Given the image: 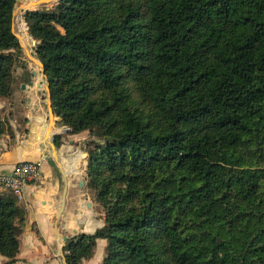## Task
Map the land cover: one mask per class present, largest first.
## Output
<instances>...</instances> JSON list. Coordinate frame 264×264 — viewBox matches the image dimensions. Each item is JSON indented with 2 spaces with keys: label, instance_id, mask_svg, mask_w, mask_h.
<instances>
[{
  "label": "trees",
  "instance_id": "trees-1",
  "mask_svg": "<svg viewBox=\"0 0 264 264\" xmlns=\"http://www.w3.org/2000/svg\"><path fill=\"white\" fill-rule=\"evenodd\" d=\"M17 2L0 0L3 98L23 65ZM30 15L55 116L100 140L87 178L104 225L67 240V264L98 239L102 264H264V0H57ZM26 219L0 191L3 264Z\"/></svg>",
  "mask_w": 264,
  "mask_h": 264
},
{
  "label": "crops",
  "instance_id": "crops-1",
  "mask_svg": "<svg viewBox=\"0 0 264 264\" xmlns=\"http://www.w3.org/2000/svg\"><path fill=\"white\" fill-rule=\"evenodd\" d=\"M46 80L43 72L21 73L15 77L12 95L0 97V115L7 128L0 135V173L10 172L22 161L40 163L39 178L25 188L19 201L27 210V219L20 254L13 264H67V240L89 233L97 215L87 188L85 137L79 139L67 131L55 114L49 118ZM57 134L63 136L59 146ZM87 192L91 201L86 200ZM104 240H97L95 255L82 264L103 263V256L99 260L96 256L99 244L106 247ZM5 261L0 254V264Z\"/></svg>",
  "mask_w": 264,
  "mask_h": 264
},
{
  "label": "rangeland",
  "instance_id": "rangeland-1",
  "mask_svg": "<svg viewBox=\"0 0 264 264\" xmlns=\"http://www.w3.org/2000/svg\"><path fill=\"white\" fill-rule=\"evenodd\" d=\"M55 1H57V0H18L16 9H15L13 30H14V33L17 37V40L20 42V46H21L22 51H20L19 49H16V51L18 53L20 52V58H21V61L23 62V65H21V66L19 65L17 67V69L14 73L15 77L19 76V74H21V73H31V71H36V72L42 74L43 69L39 63L40 60L38 59L37 54H36V50H35L36 40L32 37V34L29 31L31 24H33V22L32 21L30 22V18L27 19L26 15L31 14L30 16L33 17L32 11H35L38 9L47 10L53 6V3ZM23 87H24V85L21 87V89H23ZM17 89H19V88H17ZM76 136L79 139H83L85 137L84 144L86 146H88L87 144L89 142L92 143V140L100 141L98 136L94 132L91 133V131H89V130L84 131V133L83 132L76 133ZM87 188H88V184H87ZM3 191H8V190H3ZM89 193H90V191H89ZM89 195L90 194H88V192H87L86 193V197H87L86 200L91 201L92 196L90 197ZM17 200H18V198H17ZM103 225H104V213H103V211L101 213L97 211L95 223L92 224L89 233L90 232L93 233L97 228H99ZM104 241L106 242V240H104ZM104 247H102L101 244L98 245L97 256H96L97 259L96 260H99L101 255L103 256L102 259H104V257H105V251H104L105 248Z\"/></svg>",
  "mask_w": 264,
  "mask_h": 264
},
{
  "label": "built area",
  "instance_id": "built-area-1",
  "mask_svg": "<svg viewBox=\"0 0 264 264\" xmlns=\"http://www.w3.org/2000/svg\"><path fill=\"white\" fill-rule=\"evenodd\" d=\"M39 175V162L27 160L16 163L10 172L0 173V191L8 190L21 201L25 188L34 183Z\"/></svg>",
  "mask_w": 264,
  "mask_h": 264
},
{
  "label": "water",
  "instance_id": "water-1",
  "mask_svg": "<svg viewBox=\"0 0 264 264\" xmlns=\"http://www.w3.org/2000/svg\"><path fill=\"white\" fill-rule=\"evenodd\" d=\"M14 15H15V11H14ZM35 42V41H34ZM36 43V42H35ZM42 69H43V73L45 74V70H44V64L40 61L39 62ZM46 76V75H45ZM46 92L48 93V96L45 98L48 102V106L50 108V113H49V118H53L54 117V111H53V108H52V99H51V94H50V86H49V81H48V78L46 76ZM67 131H70V128H66ZM88 207H91L92 206V203L91 202H88L87 203ZM87 210H89L88 208L86 209V212ZM67 239V238H66Z\"/></svg>",
  "mask_w": 264,
  "mask_h": 264
}]
</instances>
